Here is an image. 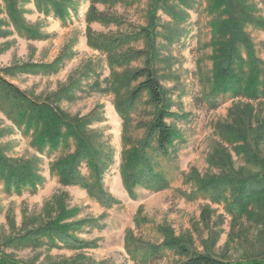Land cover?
Listing matches in <instances>:
<instances>
[{
	"label": "rangeland",
	"instance_id": "obj_1",
	"mask_svg": "<svg viewBox=\"0 0 264 264\" xmlns=\"http://www.w3.org/2000/svg\"><path fill=\"white\" fill-rule=\"evenodd\" d=\"M63 1L77 10H69L65 21L42 12L36 0H0V77L32 101L83 121L99 159L108 164L103 185L116 203L104 208L85 189L63 185L51 167L73 154L75 143L40 150L38 132L20 124L19 113L0 100V158L32 167L42 180L35 192L16 193L0 179V254L17 264H182L186 257L173 247L177 244L226 261H264L261 205L241 213L230 205L231 190L217 202L218 191L202 189L224 176L264 172V100L214 93L228 38L220 0H193L191 9L171 0L181 20L159 11L156 40L145 36L155 0ZM248 6L263 25L244 31L262 62L263 79L264 0H250ZM90 10L94 20L88 23ZM89 39L95 45L109 39L122 44L109 55ZM150 56L174 139L167 157L159 154L154 138L146 154L151 172L168 185L161 191L137 186L130 196L122 179L123 152L148 137L159 108L147 95L124 105L140 82L131 77ZM227 73L236 78L232 67ZM117 105L126 109V127ZM247 146L256 151V162L241 153ZM82 173L89 171L83 167ZM56 220L83 222L71 236L86 245L12 242Z\"/></svg>",
	"mask_w": 264,
	"mask_h": 264
},
{
	"label": "trees",
	"instance_id": "obj_2",
	"mask_svg": "<svg viewBox=\"0 0 264 264\" xmlns=\"http://www.w3.org/2000/svg\"><path fill=\"white\" fill-rule=\"evenodd\" d=\"M36 1L42 12L47 15L53 14L62 21H65L69 16V10L77 11L74 9L73 4L67 5V2L63 0ZM123 1L92 0V3L93 5L95 3L112 5ZM170 1H154V7L150 10L149 15L150 28L145 34L147 38L151 40L154 38L156 40L154 30L157 25L154 21L158 19L157 15L159 11H163L167 17H170L174 21L181 20L178 14L174 13ZM178 1L185 9H191L193 7V0ZM220 2V6H223V13L227 16V22L223 26V32L228 38L225 48L226 57H221L219 60V65L221 66L220 79L215 85L214 93L217 96H227L230 94L233 97H245L254 101L264 100L262 62L257 59L254 48L244 33L247 25L256 27L263 25L259 19L253 18L252 7H247L250 0H220ZM93 18V13L90 10L87 14V22L93 21ZM109 21L107 20L106 22ZM88 42L91 46H97L103 51H107L109 55L114 54L113 50L115 47L122 44L120 40L114 41L110 39L103 40L101 45H95L92 39H89ZM151 58V56L148 57L145 62V67L135 72L133 77H131L132 80L140 82L132 90L129 103L124 105L133 106L144 95H147L149 103L159 108L157 116L150 126L148 137L136 146L123 152L122 179L130 196H133L134 189L137 186L161 191L168 185L167 181L163 180L161 174L151 172L146 154L152 142L151 139L154 138L159 154L162 157H167L169 146L174 139L173 129L166 123L167 114L165 112L167 111L164 109V91L156 75V69ZM231 67L236 78L227 73ZM116 85H112L114 90H117ZM0 100L10 103L11 113H19L20 124L25 123L28 127L38 132L36 144L40 150L49 148L52 151H56L61 146L68 147L70 140L75 143V152L56 161L51 167V172L59 177L63 185L79 186L85 189L90 198L96 200L104 208H110L116 203V200L106 192L103 185V173L108 164L99 159L100 155L93 141L85 134L83 121L77 122L70 120L60 109L51 107L48 104H39L32 101L15 85L9 83L2 77H0ZM117 108L119 114L124 119L126 127L128 122L126 109L124 108L123 111V106L120 105H117ZM241 153L245 154L248 162H256L257 154L252 147H245L241 150ZM83 167L89 171L87 176L82 173ZM0 179L4 182L9 192L16 193H22L25 190L35 192L36 187L42 181L32 167L28 165L20 167L6 164L1 158ZM203 187L202 189L205 190L209 188L219 192L213 197L217 202L222 201L224 194L228 190H231L234 193V197L230 205L233 209H239L241 213L246 209H250L256 203L264 209V172L244 178L234 175L224 176ZM82 224L83 222H77L74 225H63L58 220L52 221L44 227L31 230L25 235L13 239L12 242H16L19 246L52 245L60 242L79 248L86 245V243L73 239L71 234L79 230ZM173 245L176 250L182 252L186 257V260L182 264H264L263 260L257 259L252 261H226L210 254L191 253L190 250L180 245ZM0 264L17 263L9 260L7 256L0 254Z\"/></svg>",
	"mask_w": 264,
	"mask_h": 264
}]
</instances>
